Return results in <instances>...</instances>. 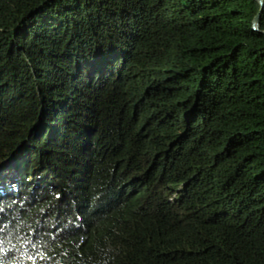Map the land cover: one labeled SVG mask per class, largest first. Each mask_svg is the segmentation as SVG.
I'll return each mask as SVG.
<instances>
[{
	"label": "trees",
	"instance_id": "1",
	"mask_svg": "<svg viewBox=\"0 0 264 264\" xmlns=\"http://www.w3.org/2000/svg\"><path fill=\"white\" fill-rule=\"evenodd\" d=\"M0 264H264V5L0 0Z\"/></svg>",
	"mask_w": 264,
	"mask_h": 264
},
{
	"label": "water",
	"instance_id": "2",
	"mask_svg": "<svg viewBox=\"0 0 264 264\" xmlns=\"http://www.w3.org/2000/svg\"><path fill=\"white\" fill-rule=\"evenodd\" d=\"M256 1H258V2L261 4V6L264 5L263 0H256ZM259 18H260V13L257 14V16H256L255 19H254V25H255V28H256V29H258V26H259Z\"/></svg>",
	"mask_w": 264,
	"mask_h": 264
}]
</instances>
